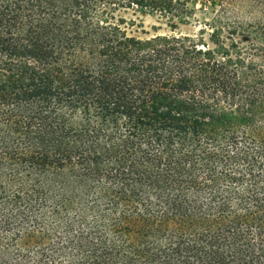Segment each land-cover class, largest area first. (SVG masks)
<instances>
[{
  "label": "trees",
  "instance_id": "obj_1",
  "mask_svg": "<svg viewBox=\"0 0 264 264\" xmlns=\"http://www.w3.org/2000/svg\"><path fill=\"white\" fill-rule=\"evenodd\" d=\"M195 1L0 0V264H264V0Z\"/></svg>",
  "mask_w": 264,
  "mask_h": 264
},
{
  "label": "rangeland",
  "instance_id": "obj_2",
  "mask_svg": "<svg viewBox=\"0 0 264 264\" xmlns=\"http://www.w3.org/2000/svg\"><path fill=\"white\" fill-rule=\"evenodd\" d=\"M192 6L195 12L194 17L189 20V24L179 23V30L184 32H196L199 29V27H197L196 20L205 21V19L210 17V14L205 12L211 7V4L207 2V0H196ZM120 15L124 16L129 22V24H125L124 27L129 33H133L135 35L147 36V33H144L143 31H147L149 35L157 32L167 33L171 31L168 18L161 14L134 12L130 10L123 11ZM132 23L133 25H131ZM206 38H208L207 34ZM236 39L244 40L245 43L252 41L251 37L241 38L237 36Z\"/></svg>",
  "mask_w": 264,
  "mask_h": 264
}]
</instances>
